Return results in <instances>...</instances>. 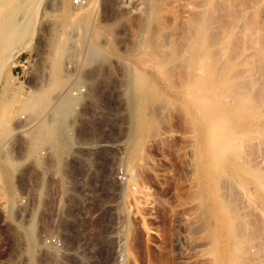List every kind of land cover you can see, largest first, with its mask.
<instances>
[{
	"label": "rangeland",
	"instance_id": "1",
	"mask_svg": "<svg viewBox=\"0 0 264 264\" xmlns=\"http://www.w3.org/2000/svg\"><path fill=\"white\" fill-rule=\"evenodd\" d=\"M240 254L264 264V0H0V264Z\"/></svg>",
	"mask_w": 264,
	"mask_h": 264
},
{
	"label": "bare ground",
	"instance_id": "2",
	"mask_svg": "<svg viewBox=\"0 0 264 264\" xmlns=\"http://www.w3.org/2000/svg\"><path fill=\"white\" fill-rule=\"evenodd\" d=\"M8 27V25H7ZM11 31V30H10ZM8 33V32H7ZM161 46V44H160ZM56 62V61H55ZM56 66V64H55ZM57 70V69H56ZM56 110L58 111V114L54 115V118H56L55 120V124H51V126H47V136L49 139H57L59 138L61 135L64 134V122L66 121L67 118H69L73 111H72V108H71V101H68L67 102H59V104L57 105L56 107ZM216 122H214L215 124ZM222 125V124H221ZM212 126V125H211ZM215 126V125H214ZM213 126V127H214ZM224 126V125H223ZM221 127V126H220ZM215 128H218V127H215ZM224 128V127H222ZM219 129V128H218ZM225 129V128H224ZM217 130V129H216ZM220 130V129H219ZM218 130V132H219ZM221 132V131H220ZM219 132V133H220ZM225 132V130H224ZM226 133V132H225ZM223 133V129H222V133L220 134H215L211 137L212 139L210 140L211 143L215 142V147L218 148L219 150L221 149V147L225 148L227 145L229 147V144H231V141L233 139H229L228 136H226V134ZM214 146V145H213ZM210 146H208L209 148ZM60 148L67 150V151H70L71 150V143H69L67 140H63V142L61 144H59V150ZM212 148V147H211ZM213 150V149H212ZM223 150V149H222ZM217 151V150H216ZM221 151V150H220ZM219 151V152H220ZM217 152V153H219ZM221 153V152H220ZM218 156V155H217ZM58 161H62V160H59ZM57 162L56 163V166L59 167L61 164ZM60 164V165H59ZM29 226V225H28ZM29 232H32L33 231V226H32V222H30V226H29ZM245 255H241L240 256H232V259H231V262L230 264H243V257Z\"/></svg>",
	"mask_w": 264,
	"mask_h": 264
},
{
	"label": "built area",
	"instance_id": "3",
	"mask_svg": "<svg viewBox=\"0 0 264 264\" xmlns=\"http://www.w3.org/2000/svg\"><path fill=\"white\" fill-rule=\"evenodd\" d=\"M86 0H72V3L76 6H81L85 3ZM43 154V153H42Z\"/></svg>",
	"mask_w": 264,
	"mask_h": 264
}]
</instances>
